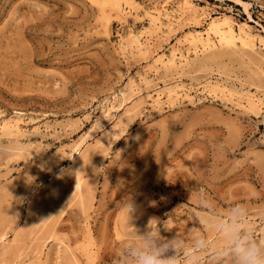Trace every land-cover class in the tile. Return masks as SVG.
<instances>
[{
	"label": "rangeland",
	"instance_id": "obj_1",
	"mask_svg": "<svg viewBox=\"0 0 264 264\" xmlns=\"http://www.w3.org/2000/svg\"><path fill=\"white\" fill-rule=\"evenodd\" d=\"M236 204L264 240V0H0V264H231Z\"/></svg>",
	"mask_w": 264,
	"mask_h": 264
},
{
	"label": "clouds",
	"instance_id": "obj_2",
	"mask_svg": "<svg viewBox=\"0 0 264 264\" xmlns=\"http://www.w3.org/2000/svg\"><path fill=\"white\" fill-rule=\"evenodd\" d=\"M121 211L126 215H134L137 206L131 198L124 200ZM248 210L243 204L233 205L227 220L217 221L213 227L222 236V247L216 249L217 254L231 259V264H264V240L254 238L242 225L247 220ZM193 247L207 250L213 247L206 239H197ZM132 264H180L182 255L177 244L164 240L155 233H148L133 243L127 250Z\"/></svg>",
	"mask_w": 264,
	"mask_h": 264
},
{
	"label": "bare ground",
	"instance_id": "obj_3",
	"mask_svg": "<svg viewBox=\"0 0 264 264\" xmlns=\"http://www.w3.org/2000/svg\"><path fill=\"white\" fill-rule=\"evenodd\" d=\"M154 19V17H153ZM231 29V28H230ZM232 32V31H231ZM229 33V32H228ZM223 35V34H222ZM156 99V98H155ZM78 170V169H77ZM76 171V170H75ZM75 176V175H74ZM77 176V175H76ZM81 177V176H80ZM74 180V178H73ZM89 180V179H88ZM73 193L75 192V199H78L79 203L81 205H85L89 202V200L93 196V192L95 189V183L93 180H90L87 184L82 183V180L80 178H76L73 181ZM54 186V185H53ZM60 187V186H59ZM70 190V189H69ZM63 192V191H62ZM60 193V191H59ZM62 194V193H61ZM72 194V193H71ZM49 195V194H48ZM60 195V194H59ZM63 195V194H62ZM70 195V194H69ZM54 196V195H53ZM66 197V196H65ZM43 198V197H42ZM44 199V198H43ZM77 201V200H76ZM44 205L42 201H35L33 204H31L26 212V221L27 222H38L40 219L41 212L43 211ZM28 223V224H29ZM33 224V223H32ZM41 224V223H40ZM44 224V223H43ZM34 225V224H33ZM26 226V225H25ZM41 226V225H40ZM36 227V226H35ZM39 227V226H38ZM34 228V226H33ZM27 229V227H26ZM39 231V230H38ZM1 238V237H0ZM2 239V238H1ZM1 241V240H0ZM8 253V252H6Z\"/></svg>",
	"mask_w": 264,
	"mask_h": 264
}]
</instances>
